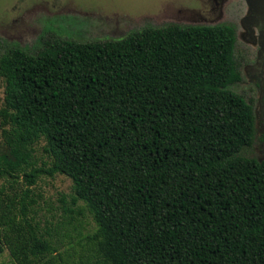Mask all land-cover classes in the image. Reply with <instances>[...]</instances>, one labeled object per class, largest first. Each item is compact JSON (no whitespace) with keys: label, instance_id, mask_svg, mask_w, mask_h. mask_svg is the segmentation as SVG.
<instances>
[{"label":"trees","instance_id":"16d2710c","mask_svg":"<svg viewBox=\"0 0 264 264\" xmlns=\"http://www.w3.org/2000/svg\"><path fill=\"white\" fill-rule=\"evenodd\" d=\"M235 44L230 24L169 23L0 51V253L57 264L30 187L62 173L96 227L90 264H264V159L245 155L256 115L231 88Z\"/></svg>","mask_w":264,"mask_h":264},{"label":"rangeland","instance_id":"374dc122","mask_svg":"<svg viewBox=\"0 0 264 264\" xmlns=\"http://www.w3.org/2000/svg\"><path fill=\"white\" fill-rule=\"evenodd\" d=\"M214 6L213 0H0V51L19 46L34 53L53 39H118L146 26L169 23L230 24L236 31L235 57L242 75L231 88L252 103L256 115L255 140L245 155L263 160L264 79L258 86L262 78L260 67L254 65L256 46L249 42L242 24L246 5L242 0H222L219 12ZM3 88L0 79V109ZM1 130L0 117V142ZM44 145V138L33 144L37 166L50 163ZM19 181L24 186L22 178ZM0 183L8 189L9 182L0 179ZM30 188L29 216L45 237L59 241L57 264L93 262L88 242L96 227L83 202L72 203L71 178L62 173L43 174ZM0 264H16L6 247L0 253Z\"/></svg>","mask_w":264,"mask_h":264},{"label":"flooded vegetation","instance_id":"af4514ba","mask_svg":"<svg viewBox=\"0 0 264 264\" xmlns=\"http://www.w3.org/2000/svg\"><path fill=\"white\" fill-rule=\"evenodd\" d=\"M245 3V15L242 24L247 30V38L251 44L256 46L254 65L260 67L259 76L263 81L264 74V0H242ZM219 10L222 0H213ZM219 12V11H218ZM262 90V87H260ZM262 105L264 106V100Z\"/></svg>","mask_w":264,"mask_h":264}]
</instances>
